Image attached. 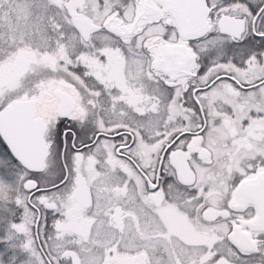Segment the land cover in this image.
<instances>
[{
  "label": "snow or ice",
  "instance_id": "6c2138e0",
  "mask_svg": "<svg viewBox=\"0 0 264 264\" xmlns=\"http://www.w3.org/2000/svg\"><path fill=\"white\" fill-rule=\"evenodd\" d=\"M0 264H264V0H0Z\"/></svg>",
  "mask_w": 264,
  "mask_h": 264
},
{
  "label": "bare ground",
  "instance_id": "6f19581e",
  "mask_svg": "<svg viewBox=\"0 0 264 264\" xmlns=\"http://www.w3.org/2000/svg\"><path fill=\"white\" fill-rule=\"evenodd\" d=\"M0 149L5 150L6 147H4L3 145L0 144Z\"/></svg>",
  "mask_w": 264,
  "mask_h": 264
},
{
  "label": "trees",
  "instance_id": "16d2710c",
  "mask_svg": "<svg viewBox=\"0 0 264 264\" xmlns=\"http://www.w3.org/2000/svg\"><path fill=\"white\" fill-rule=\"evenodd\" d=\"M1 145H3V144H1ZM4 146V145H3ZM5 147V146H4ZM6 150V149H5Z\"/></svg>",
  "mask_w": 264,
  "mask_h": 264
},
{
  "label": "rangeland",
  "instance_id": "374dc122",
  "mask_svg": "<svg viewBox=\"0 0 264 264\" xmlns=\"http://www.w3.org/2000/svg\"><path fill=\"white\" fill-rule=\"evenodd\" d=\"M0 150H2V149H0Z\"/></svg>",
  "mask_w": 264,
  "mask_h": 264
}]
</instances>
